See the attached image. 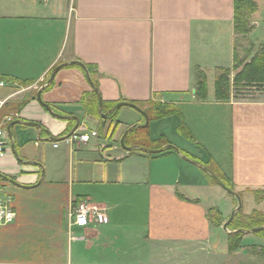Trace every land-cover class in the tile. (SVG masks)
<instances>
[{
	"label": "crops",
	"instance_id": "0c3cea01",
	"mask_svg": "<svg viewBox=\"0 0 264 264\" xmlns=\"http://www.w3.org/2000/svg\"><path fill=\"white\" fill-rule=\"evenodd\" d=\"M254 2L250 25L264 28V0ZM253 32L246 36L257 46ZM235 39L233 0H0V113L5 103L24 101L18 113L0 114V125L12 117L39 126L11 128L22 161L11 141L0 156V175L20 185L0 179L15 213L0 226V264H264V236L254 232L227 252L236 230L222 224L237 200L199 167L175 152L123 149V132L144 121L139 112L124 105L112 119L84 113L80 99H94L84 70L65 65L41 90L62 117L36 99L56 66L87 65L103 112L112 102H134L146 114L158 104L176 111L147 115L130 140L158 149L161 137L196 160L210 159L241 193L244 214L264 211L252 193L264 191V100L218 101L211 84L218 68L232 65ZM198 69L207 79L204 100L193 91ZM70 119L96 135L79 145L63 141ZM79 204L90 211L86 227L72 224ZM210 207L221 225L208 219Z\"/></svg>",
	"mask_w": 264,
	"mask_h": 264
},
{
	"label": "trees",
	"instance_id": "16d2710c",
	"mask_svg": "<svg viewBox=\"0 0 264 264\" xmlns=\"http://www.w3.org/2000/svg\"><path fill=\"white\" fill-rule=\"evenodd\" d=\"M255 9H256V4L254 0H233V25H234V33L236 34V36L238 35L246 36L252 30L250 21H251V15L254 13ZM252 48H253L252 46L251 47L246 46L245 52L247 53L244 55V57L249 56V52L250 50H252ZM245 60H246L245 58L240 59L236 54L235 43H234L232 65L227 68H218L216 71L217 75L215 77L213 84L214 98L216 100L229 101L231 99L234 89H244L245 87H255V86L264 87V41L260 43L259 49L257 50L256 53H254V55L250 58V60L247 62ZM68 66L77 67L83 70L81 66L76 64H70ZM85 67L87 68L89 74H92V68L87 65ZM232 71H235V73L233 77L230 78V74ZM9 79L21 86H28L29 84H31V82L29 81L19 80L14 77H10ZM50 86L51 84L47 86V88ZM193 91H194V96L196 98L201 100L207 98L206 75L200 69L196 71ZM92 93L94 97L93 101H86L85 97H82L80 99V105L82 106L85 114L101 118L98 112L97 95L94 92ZM23 102L15 103V104L5 103L3 105V108L1 109L0 114L3 115L4 111H7L6 113L8 112L18 113L23 105ZM117 103L118 102H112L110 104H106L105 109H110L114 107ZM130 103L136 104L134 102H130ZM102 104L104 103L102 102ZM7 108L9 110H6ZM116 112L117 110H114L113 112L109 113L106 119L114 118ZM174 112H176L174 109H170L168 106H162L158 104V105L150 106L147 115L149 116V120H150V118L152 117L151 115H153L156 118H160L163 116L170 115ZM69 124L71 129L74 125V122L70 119ZM136 129L137 128L133 129L130 133H128L126 139L124 140V145H126L128 141H133L134 144H138L140 146H146L144 144L145 142L141 139V137L140 138L135 137L137 140H130V138L133 135H136L135 134ZM178 132L180 134L182 133L186 138L191 140V136L188 134V132L185 129H183L181 124H179L178 126ZM158 141L159 144L156 146V148H161L163 145L168 143L166 139L161 137L160 139H158ZM169 152H174V151L171 149H164L160 153L149 154V156H156ZM180 153L181 155H185L187 158L196 160L195 157L188 154L186 151L180 149ZM209 160L210 159H208L206 162L201 160H197V161L207 166L228 189L233 190L234 185L231 179L223 176V174H220L214 168H211L210 167L211 164ZM200 171L208 179L209 182H211L212 184H216L214 179L210 177L206 172H204L203 170ZM1 178H3L2 175H0V179ZM252 193L254 196V201L257 204H259L260 202H264V191L256 190L253 191ZM177 195L180 196L179 194ZM238 195L241 196V193H238ZM207 215H208V219L213 225L215 226L221 225L223 220L220 216V211L216 207L208 208ZM256 227H263V229L254 232V234L264 236V211L253 210L249 214H244L241 207L240 210L235 213L232 220L227 225V228L229 230H236L235 232H232L227 235V243H228L227 252L232 253L236 251L240 247L242 237L245 234V230H250ZM262 250L264 251V249Z\"/></svg>",
	"mask_w": 264,
	"mask_h": 264
},
{
	"label": "water",
	"instance_id": "95a60500",
	"mask_svg": "<svg viewBox=\"0 0 264 264\" xmlns=\"http://www.w3.org/2000/svg\"><path fill=\"white\" fill-rule=\"evenodd\" d=\"M70 64H76V65H79L83 68L84 72H85V76H86V79H87V82L89 83L90 87L92 88L93 92L97 95V98H98V112L100 114V116L102 118H107V115L111 112H113L114 110L118 109L119 107L121 106H129L131 108H133L134 110H136L137 112H139L142 116H143V123L141 124H138V125H131L130 127H128L124 132L123 134L121 135L120 137V145L123 147V149L127 150V151H130V150H139L141 152H145V153H149V154H157V153H160L162 152L164 149H171L173 150L175 153H177L178 155H180L183 159L191 162L192 164L196 165L197 167H199L201 170H203L204 172H206L210 177H212L215 181V183L217 185H219L223 190H225L227 193H229L230 195L234 196L237 200V204H236V207L231 211L228 219L222 224V228L224 230H227V225L228 223L232 220L233 216L235 215V213L237 211L240 210L241 208V199L238 195V193H236L234 190H231V189H228L221 181L220 179L207 167L205 166L203 163L197 161V160H194V159H190V158H187L185 155H181L180 153V150L172 145V144H166L164 145L163 147L161 148H158V149H149V148H145V147H141V146H133V147H128V146H125L124 145V139L125 137L127 136V134L132 130L134 129L135 127H138V128H144L148 125V116L147 114L141 110L138 106L132 104V103H127V102H119L117 103L114 107H112L111 109H109L107 112H103L102 111V101L100 99V95H99V92H98V89L96 88V86L94 85V82L92 81L91 77H90V74L88 72V70L84 67V65L78 61H70V62H67V63H63V64H60L58 66H56L54 69H52L46 83L44 86H42L38 91H37V94H36V99L37 101L40 103V105L42 107H44L47 111H49L50 113H52L53 115L55 116H58V117H62V116H59L58 114L54 113L51 109V107L42 101L41 99V90L45 87V86H48L49 84H51L52 82V79L54 77V74L55 72L65 66V65H70ZM24 124V125H31V126H35V127H39L36 123H31V122H22L20 120H15V121H11L10 123L7 124L6 126V133H7V137L8 139L11 141V145L13 147V153L14 155L16 156V158L20 161H22V159L16 154L15 150H14V146H13V142H12V131H11V128L13 125L15 124ZM78 124H79V121L77 119H75V125L72 127V129L70 130V132L67 134L66 137H69L71 135V133L77 129L78 127ZM64 137V138H66ZM53 140H56V138H52ZM60 139V138H59ZM62 139V138H61ZM5 180L9 181L10 183L16 185V186H20L18 185L16 182H14L12 179L10 178H7V177H3ZM263 229V227H256V228H252L250 230H245V232H256L258 230H261ZM241 230V229H239Z\"/></svg>",
	"mask_w": 264,
	"mask_h": 264
},
{
	"label": "built area",
	"instance_id": "2783aa9c",
	"mask_svg": "<svg viewBox=\"0 0 264 264\" xmlns=\"http://www.w3.org/2000/svg\"><path fill=\"white\" fill-rule=\"evenodd\" d=\"M2 84L3 83L0 82V86H2ZM10 121H12V117H7L0 125V156L4 154L5 150H7L10 145L5 128ZM95 135L96 131L86 132L76 129L69 137L64 138L63 141L79 145L87 143L90 138ZM53 146L56 147L57 143H53ZM92 215L94 218L96 213L93 211ZM14 216L15 213L10 205V198L0 195V226L12 223L14 221ZM72 216V224L76 227H86L91 223L90 211L84 204L75 206L72 210Z\"/></svg>",
	"mask_w": 264,
	"mask_h": 264
},
{
	"label": "rangeland",
	"instance_id": "374dc122",
	"mask_svg": "<svg viewBox=\"0 0 264 264\" xmlns=\"http://www.w3.org/2000/svg\"><path fill=\"white\" fill-rule=\"evenodd\" d=\"M251 21H252V18H251ZM251 21H250V23H251ZM252 26L254 28V32H253V36H252V37H255L254 40L263 42L264 41V28L263 27L262 28L261 27L256 28L254 25H252ZM260 43L257 46H255L254 44H252V39L251 38H248L247 36L238 35V36H236V39H235L236 54L238 55V57L240 59H244L245 58L246 59L245 61L247 62L254 55V53L257 52V50L259 49ZM246 46H248V47L252 46L253 48H252V50H250L249 56L244 57V55L247 53V52H245ZM234 73H235V71L231 72L230 78L233 77ZM216 75H217V73H215V75L211 76V80H212L211 84L212 85L214 84V80H215ZM17 86H21V85L17 84ZM231 98H233L234 101H245V100L258 101V100H264V87L255 86V87H245L244 89H234ZM6 110H9V109L7 108ZM181 135L184 138H186L183 134H181ZM210 167L214 168L213 165H210ZM245 207H246V205H243V209ZM254 235H256V234H254ZM251 237L252 236H247V238L244 240V243L245 244L249 243Z\"/></svg>",
	"mask_w": 264,
	"mask_h": 264
}]
</instances>
